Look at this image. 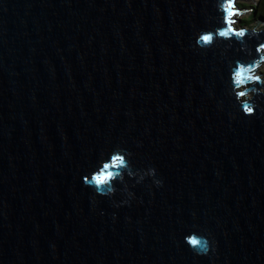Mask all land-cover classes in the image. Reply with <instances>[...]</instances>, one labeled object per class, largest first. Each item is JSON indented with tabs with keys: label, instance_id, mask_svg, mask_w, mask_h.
Wrapping results in <instances>:
<instances>
[{
	"label": "water",
	"instance_id": "1",
	"mask_svg": "<svg viewBox=\"0 0 264 264\" xmlns=\"http://www.w3.org/2000/svg\"><path fill=\"white\" fill-rule=\"evenodd\" d=\"M218 2L0 0V264H264V33Z\"/></svg>",
	"mask_w": 264,
	"mask_h": 264
},
{
	"label": "clouds",
	"instance_id": "2",
	"mask_svg": "<svg viewBox=\"0 0 264 264\" xmlns=\"http://www.w3.org/2000/svg\"><path fill=\"white\" fill-rule=\"evenodd\" d=\"M238 0H219L218 11L223 13V27L218 29L215 36L230 39L233 36L238 41H243L245 36L258 37L264 33V23L254 22L251 25L233 28L237 24V19L243 17L252 11L251 8L237 7ZM204 45H211L214 36L209 33L202 37ZM246 50V49H242ZM251 54V53H249ZM231 81L239 102L245 105L246 115H251L255 105L252 103V93L258 91L255 88L256 84L264 86V41L257 43L255 48V56L249 62L237 61L235 66L231 69ZM252 86V87H249ZM264 90V89H262ZM128 167L127 160L121 152L113 153L111 159L104 168L94 173L91 180L87 183L94 186L98 192H102L103 188H107L108 193L113 191L111 181L120 178L122 169ZM203 251H207V242Z\"/></svg>",
	"mask_w": 264,
	"mask_h": 264
},
{
	"label": "rangeland",
	"instance_id": "3",
	"mask_svg": "<svg viewBox=\"0 0 264 264\" xmlns=\"http://www.w3.org/2000/svg\"><path fill=\"white\" fill-rule=\"evenodd\" d=\"M260 0H238V4H237V7L239 8H251V7H256V4L259 3ZM244 4H247L248 7H243ZM252 9V8H251ZM255 13L253 12V9L250 13L246 14L245 16L243 17H239V18H235L237 19V24L234 25L235 28H238V27H244V26H248V25H242V20L243 19H248L249 20V25H251L252 23L256 22V21H259L258 19L255 20L254 17H252ZM262 23H264V21H261Z\"/></svg>",
	"mask_w": 264,
	"mask_h": 264
},
{
	"label": "trees",
	"instance_id": "4",
	"mask_svg": "<svg viewBox=\"0 0 264 264\" xmlns=\"http://www.w3.org/2000/svg\"><path fill=\"white\" fill-rule=\"evenodd\" d=\"M256 6H257V4H256ZM243 7H248V5L244 4ZM251 8L253 9V12L255 13L252 17H254L255 20L261 19V20L264 21V0H260L259 1V6H258L257 12H256V8L254 6L251 7ZM242 23H243L242 24L243 26L244 25H249V20L248 19H243Z\"/></svg>",
	"mask_w": 264,
	"mask_h": 264
}]
</instances>
